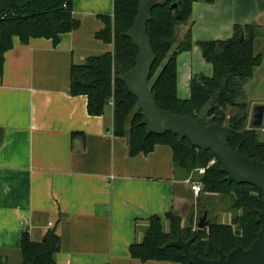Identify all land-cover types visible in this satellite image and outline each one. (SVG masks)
Segmentation results:
<instances>
[{
    "label": "crops",
    "instance_id": "crops-1",
    "mask_svg": "<svg viewBox=\"0 0 264 264\" xmlns=\"http://www.w3.org/2000/svg\"><path fill=\"white\" fill-rule=\"evenodd\" d=\"M73 8L81 26L62 34L57 46L52 39L24 44L15 37L6 53L0 75V264H22L23 231L42 241L51 229L60 237L57 264H172L131 256L149 216L173 211L184 225L193 216L197 227L201 208L226 223L232 213L228 205L225 215L215 211L225 199L219 194L194 193L191 173L176 166L170 146L131 156L128 137L114 134V104L91 115L88 97L70 93L72 64L113 49L96 33L104 27L99 14L112 15L114 0H75ZM237 24L264 32V0L194 3L191 19L179 25V41L191 33L195 42L178 55L181 99L190 98L193 75L213 74L198 42L228 40Z\"/></svg>",
    "mask_w": 264,
    "mask_h": 264
},
{
    "label": "trees",
    "instance_id": "trees-1",
    "mask_svg": "<svg viewBox=\"0 0 264 264\" xmlns=\"http://www.w3.org/2000/svg\"><path fill=\"white\" fill-rule=\"evenodd\" d=\"M75 0H0V75L5 66L6 53L13 48L14 38L27 44L33 38L52 39L55 46L62 34L74 31L81 21L74 16ZM198 1L213 3L215 0H170L164 6L152 10L147 24L153 50L157 56L151 70L150 86L157 94L160 108L178 115L196 118L206 102L212 99L208 123L218 122L230 129L229 142L245 156L264 161V142L260 141L256 127H248L249 102L243 98L246 84L263 62V53L256 51L258 28L255 24H237L234 35L228 40L199 41L204 58L213 64V74L193 75L191 96H178V55L194 45L192 34L176 40V27L192 17L193 5ZM178 3V8L172 4ZM139 13V0H114L113 14H99L104 27L96 38L113 49L89 56L82 64H72L70 93L88 97V112L104 114L114 99V134L126 136L131 156L149 154L157 145H168L173 150L175 164L190 173L198 167L216 162L196 178L203 183V192L221 195L230 204L231 222L210 217L204 228L183 224L182 217L168 211L164 217L153 214L148 218L141 241L130 246L131 256L147 261H168L172 264H188L185 251L179 247L163 246L181 237L193 238L191 248L199 256L215 259L220 249L228 254L238 246L249 248L261 230L259 211L264 213V195L255 185L226 180L222 163L211 150L193 146L188 138L180 141L173 132L147 135V127L141 124L138 98L130 93L119 76L136 65L139 48L125 33L134 25ZM178 14L181 15L178 18ZM243 38V39H242ZM220 45L222 53L217 46ZM237 112L228 115L227 109ZM60 237L54 229L42 241H34L27 231L21 235L22 264H57ZM6 264V263H3Z\"/></svg>",
    "mask_w": 264,
    "mask_h": 264
},
{
    "label": "water",
    "instance_id": "water-1",
    "mask_svg": "<svg viewBox=\"0 0 264 264\" xmlns=\"http://www.w3.org/2000/svg\"><path fill=\"white\" fill-rule=\"evenodd\" d=\"M170 0H139V13L134 25L125 33L139 48L136 65L131 70L121 74L119 78L125 83L128 91L138 98L143 120L146 125L147 135L165 134L173 132L180 141L188 138L193 146L202 150H211L221 161L222 171L227 174L226 180L236 183H250L257 186L264 195V161L245 156L241 146L234 148L229 142L230 129L218 122L208 123L207 117L212 110V99L202 107L199 115L194 118L189 115H178L170 110H164L157 103V94L150 86L152 66L157 58L148 34L147 24L152 19V10L157 6H164ZM178 8V3L172 4ZM181 15L178 14V18ZM176 36L180 34L179 26L176 27ZM243 39V38H242ZM222 53L220 45L217 46ZM253 111V126L264 127V105H257ZM258 222L261 230L249 248L238 246L225 254L220 249L219 258L206 259L199 256L191 248L193 238L184 241L181 237L167 242L163 247H179L185 251L188 264H264V213L259 211ZM209 223L206 210L198 222L199 228H204ZM191 224L194 218L191 216Z\"/></svg>",
    "mask_w": 264,
    "mask_h": 264
},
{
    "label": "rangeland",
    "instance_id": "rangeland-1",
    "mask_svg": "<svg viewBox=\"0 0 264 264\" xmlns=\"http://www.w3.org/2000/svg\"><path fill=\"white\" fill-rule=\"evenodd\" d=\"M259 33H260V35H259ZM259 33L257 34V37L258 38L260 37L261 39H264V32H259ZM178 41H179V38H177L176 43ZM255 47H256V51L257 52H261L262 51L263 57H264V40H263V43H257ZM243 98L249 102L248 103L249 104L248 127L249 128L256 127V130L258 131V134H259V136H258L259 140L264 142V127H262V126H253V124H252V117H253V111H254L253 109H254V107L256 105H264V58H263L262 64L256 69L255 75L253 76V78L250 79L248 81V83L246 84L245 93H244ZM236 112H237L236 108L229 107L227 109V113H228L229 116L234 114V113H236ZM193 170H191L190 173H192ZM199 174L202 175L201 173H199ZM195 176H197V175H195ZM199 180H200V178H199ZM220 196H218V197H220ZM221 200H222V201H220L221 203L217 204L218 202H216L213 207L215 208V211L217 209H220L222 211V214L225 215L226 214L225 211L227 209L224 210L225 209L224 207H225V205L229 206L230 204L225 199L221 198ZM201 209H200V212L203 211V209L202 210ZM203 214L204 213L202 212L200 216H202ZM214 214L215 213L211 211L210 212V217L217 218V217H215L216 214L215 215ZM19 263L21 264V261ZM19 263H17V264H19Z\"/></svg>",
    "mask_w": 264,
    "mask_h": 264
},
{
    "label": "built area",
    "instance_id": "built-area-1",
    "mask_svg": "<svg viewBox=\"0 0 264 264\" xmlns=\"http://www.w3.org/2000/svg\"><path fill=\"white\" fill-rule=\"evenodd\" d=\"M110 102L112 104H114V99H112ZM215 162H216V159H213V160L210 161V163L208 164V166L198 167V168H196V169H194L192 171V173H191V175H190V177L188 178L187 181L191 184L192 189H193V191H194L195 194H199L202 191V189H203V183H202V181L199 180V179H197L195 177V174L196 173L204 174L207 171L208 167H210ZM52 224L53 223L50 222V225H52Z\"/></svg>",
    "mask_w": 264,
    "mask_h": 264
}]
</instances>
